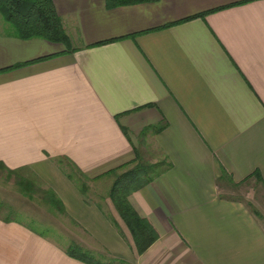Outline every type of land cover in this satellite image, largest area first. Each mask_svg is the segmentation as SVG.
I'll use <instances>...</instances> for the list:
<instances>
[{
	"label": "crops",
	"instance_id": "crops-1",
	"mask_svg": "<svg viewBox=\"0 0 264 264\" xmlns=\"http://www.w3.org/2000/svg\"><path fill=\"white\" fill-rule=\"evenodd\" d=\"M53 1L68 47L1 15L0 162L44 180L95 256L264 264V0ZM137 159L173 164L129 196L159 233L143 253L114 181L92 200L60 166L92 181ZM69 246L0 216V264H89Z\"/></svg>",
	"mask_w": 264,
	"mask_h": 264
},
{
	"label": "trees",
	"instance_id": "trees-1",
	"mask_svg": "<svg viewBox=\"0 0 264 264\" xmlns=\"http://www.w3.org/2000/svg\"><path fill=\"white\" fill-rule=\"evenodd\" d=\"M155 1L158 0H107V5L108 7H116ZM0 13L5 21L14 28L19 38H42L52 42L62 43L67 47L71 44L70 36L65 30L53 0H0ZM191 18L193 17L188 19ZM111 41L113 39L101 41L96 43V45ZM74 50L76 49H70V51ZM163 128L161 125V127L156 128V131H160ZM71 164L81 175L86 177L76 163L72 161ZM172 166L173 164L166 160L151 163L137 159L134 166L124 171L120 172L117 169L111 171V174L114 176V182L110 190V197L120 217L131 232L135 248L139 253L145 252L159 238V233L147 218L138 213L130 202L129 196L132 192L146 186L170 170ZM2 169L6 170L10 175H16L18 177L17 184L21 192L29 198L33 197L35 193L34 182L23 175V171H26V169H10L4 163L0 162V171ZM66 174L71 180L74 179L73 174ZM84 186L80 187V190L83 194H86ZM42 199L61 214H67L63 201L52 188L44 191ZM5 205L6 203L0 201V209L3 206L5 207ZM6 218L8 220L11 219L10 216H6ZM112 221L118 226V223L114 219ZM42 234L45 235L44 233ZM67 251L70 255L89 264H128L126 261L120 259H115L116 261L113 262L101 260L92 252L83 249L78 244L70 245Z\"/></svg>",
	"mask_w": 264,
	"mask_h": 264
},
{
	"label": "rangeland",
	"instance_id": "rangeland-1",
	"mask_svg": "<svg viewBox=\"0 0 264 264\" xmlns=\"http://www.w3.org/2000/svg\"><path fill=\"white\" fill-rule=\"evenodd\" d=\"M1 15L0 13V22L2 20ZM60 166L66 173L73 174L74 181H72L79 189L85 185L87 198L90 197L92 200L103 202L102 198L108 194L107 192L114 181L113 175L91 181L81 175L69 162H63ZM23 175L34 182L35 193L32 198L21 192L17 184L18 177L16 175H10L3 169L0 171V201L6 203L5 207L3 206L0 209V216H10L12 219L24 222L30 228L44 233L63 245H72V241L81 238L78 237L81 234L72 224L74 220L69 217L68 213L61 214L42 199L44 191L51 189V187L31 171H23ZM90 187L95 189V191H92ZM98 257L109 262L116 261L115 259Z\"/></svg>",
	"mask_w": 264,
	"mask_h": 264
}]
</instances>
